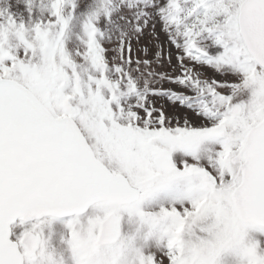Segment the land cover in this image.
<instances>
[{"label":"snow or ice","instance_id":"6c2138e0","mask_svg":"<svg viewBox=\"0 0 264 264\" xmlns=\"http://www.w3.org/2000/svg\"><path fill=\"white\" fill-rule=\"evenodd\" d=\"M0 264H264V0H0Z\"/></svg>","mask_w":264,"mask_h":264},{"label":"rangeland","instance_id":"374dc122","mask_svg":"<svg viewBox=\"0 0 264 264\" xmlns=\"http://www.w3.org/2000/svg\"><path fill=\"white\" fill-rule=\"evenodd\" d=\"M132 47H133V58L134 59H148L155 61L156 60V53L163 50V57L161 59V62L159 64L154 63V67L158 71H164L171 74H175L173 71V65L175 64V57H176V48L174 45H172L168 39V36L162 31L159 24L156 25L155 31L151 27L146 29L142 35H140L138 38H133L132 40ZM145 49H147V52H145ZM171 54L172 56V64H169L168 62V54ZM204 71L205 75L207 77H213L216 76V78H220L217 74L214 73L212 69L204 68L202 69ZM163 87L168 88H174L176 90H180L177 85L169 84L165 82L163 84ZM157 105L164 104L169 111H173L177 106H173L168 102L167 100H160L157 99Z\"/></svg>","mask_w":264,"mask_h":264}]
</instances>
